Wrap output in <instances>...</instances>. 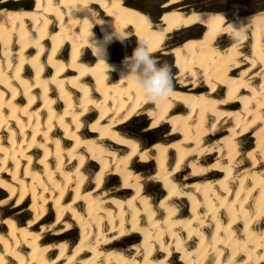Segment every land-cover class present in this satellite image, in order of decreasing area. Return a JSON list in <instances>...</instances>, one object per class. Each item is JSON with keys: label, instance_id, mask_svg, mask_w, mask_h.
<instances>
[{"label": "bare ground", "instance_id": "bare-ground-1", "mask_svg": "<svg viewBox=\"0 0 264 264\" xmlns=\"http://www.w3.org/2000/svg\"><path fill=\"white\" fill-rule=\"evenodd\" d=\"M184 1L0 0V264H264V10ZM141 37L157 103L121 77Z\"/></svg>", "mask_w": 264, "mask_h": 264}, {"label": "clouds", "instance_id": "clouds-1", "mask_svg": "<svg viewBox=\"0 0 264 264\" xmlns=\"http://www.w3.org/2000/svg\"><path fill=\"white\" fill-rule=\"evenodd\" d=\"M102 24L103 21H95ZM243 29L242 27L239 30ZM92 35V34H91ZM118 37L123 42L125 36L115 26V33H105L103 44L111 42L112 36ZM236 41L242 40L243 37L238 38L233 35ZM101 42L93 41L89 44L92 48L93 54L100 57L99 63H103L107 69L108 65L104 56L106 54V47L99 46ZM123 70L121 71L122 80L133 83L143 97L153 103L167 97L172 90V75L171 67L165 62L161 63L157 57L152 54V44L149 39L141 37L137 41V47L133 50L131 57H125L121 62ZM264 86V85H262Z\"/></svg>", "mask_w": 264, "mask_h": 264}, {"label": "rangeland", "instance_id": "rangeland-1", "mask_svg": "<svg viewBox=\"0 0 264 264\" xmlns=\"http://www.w3.org/2000/svg\"><path fill=\"white\" fill-rule=\"evenodd\" d=\"M166 0H145L147 6L154 10L156 8V5H160L164 3ZM185 3L183 5L186 6H200V7H211L220 11H223L228 20H233L236 18H239L243 15L252 14L261 10H264V0H185ZM34 2H32L33 4ZM263 4V5H262ZM254 7V8H253ZM161 12H158L157 14L160 15ZM201 33L203 32L200 31ZM186 31L181 30L176 32L172 37H174L178 42H182L186 39ZM177 43V44H179ZM164 57V56H163ZM171 57H165L164 61L162 63H167L171 67V75L172 79H174L175 74L178 72L176 70H173V61ZM141 119L138 118L135 120V123L139 122L141 123ZM8 195H2L0 199L5 198V196ZM31 202V198L27 201V206H29ZM80 230V229H79Z\"/></svg>", "mask_w": 264, "mask_h": 264}, {"label": "snow or ice", "instance_id": "snow-or-ice-1", "mask_svg": "<svg viewBox=\"0 0 264 264\" xmlns=\"http://www.w3.org/2000/svg\"><path fill=\"white\" fill-rule=\"evenodd\" d=\"M213 19H214V24H213L214 29L227 31L230 34L235 35L238 38L243 37V35H244L243 29H241L240 31H236V30H234V26H232V25H229V27L226 29H222L221 25L224 24V20H223L222 16H215ZM239 41L240 40L238 39L237 44L239 43ZM261 72L264 73V68L261 69ZM237 195H239V194L237 193Z\"/></svg>", "mask_w": 264, "mask_h": 264}]
</instances>
